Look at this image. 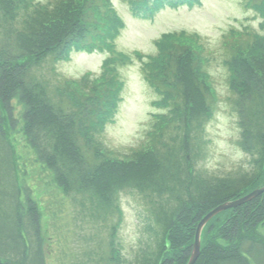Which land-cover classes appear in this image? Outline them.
I'll return each instance as SVG.
<instances>
[{"label": "trees", "instance_id": "trees-1", "mask_svg": "<svg viewBox=\"0 0 264 264\" xmlns=\"http://www.w3.org/2000/svg\"><path fill=\"white\" fill-rule=\"evenodd\" d=\"M127 1L135 13H151L163 3L191 5L197 0ZM261 1L249 3L264 15ZM122 26L109 0H57L48 5L0 0V264H50L39 214L34 207L24 209L19 200L5 137L6 127L13 129L17 120L23 123L35 160L57 186L89 195L97 211L109 212L118 191L125 189L136 190L146 199L160 197L175 203L168 214L154 210L161 233L157 239L158 230L152 231L154 244L134 261L122 257L117 227L112 225L107 256L93 260L95 256L89 255V264H187L199 221L216 206L264 186V38L237 44L227 63L232 72L229 87L235 96L238 145L251 156V170L199 177L192 165L191 138L211 117L215 92L208 84L202 56L195 54L193 43L185 37L165 34L156 42L154 56L144 61L143 55H137L145 80L158 96L155 104L165 110L160 117L167 121L163 129L170 130L168 144L157 127L153 136L158 148L151 144L118 160L102 151L95 139L118 108L124 86L118 69L131 62L126 55L112 53ZM250 48L253 57L245 59ZM95 49L111 56L103 61L100 76L91 81L86 76L67 81L65 91L56 93L33 78L32 71L46 61L56 64L68 60L72 51ZM74 83L94 95L84 99ZM17 105L18 117L13 115ZM179 138V154L160 153ZM222 214L225 217L219 220ZM260 226H264V193L206 224L195 264H264Z\"/></svg>", "mask_w": 264, "mask_h": 264}, {"label": "rangeland", "instance_id": "rangeland-1", "mask_svg": "<svg viewBox=\"0 0 264 264\" xmlns=\"http://www.w3.org/2000/svg\"><path fill=\"white\" fill-rule=\"evenodd\" d=\"M33 1L34 5H46L57 0ZM249 1L251 4L257 2L199 0L192 6L162 7L146 18L141 10L140 13H134L127 0H110L124 22V28L114 41L117 52L132 55L133 51H139L150 56L157 52L154 41L162 34L184 32L197 36L198 43L192 44V49L197 56H202L208 84L215 92L211 117L191 138L192 165L199 177L233 176L251 170V156L245 154L238 145L240 136L237 114L233 108L235 96L229 87L232 72L227 66L237 44L250 42L256 34L264 37V15L257 8L254 9ZM261 2L264 3V0ZM15 25L18 27L17 23ZM250 50L243 56L245 59L253 57ZM110 55L99 49L91 52L72 51L66 61L56 64L46 61L41 64L32 71L33 78L44 81L54 92L61 93L67 87V80L76 82L86 74H89V81L99 77L103 61ZM131 58V64L118 69L124 86L116 113L95 136L102 151L118 160L126 159L124 155H129L131 150L140 152L151 147V144L158 148L157 138L153 136L154 130L159 131L157 127L164 131L163 141L169 142L170 130L163 129L167 121L160 117L166 115L165 110L155 104L158 96L144 78L142 62L133 55ZM73 85L79 86L77 92L83 93L84 99L94 95L78 83ZM67 96L66 92L64 97L68 100ZM20 110L17 105L13 115L18 117ZM157 118L160 120L158 123ZM5 137L10 144L11 161L20 189V203L26 210L34 207L39 214L48 263L89 264V255L95 256L93 260H102L107 256L112 225L117 227L116 240L120 244L122 257L130 262L142 250L154 244V229L158 230V239L161 227L154 221V210L157 209V214L160 210L168 214L174 207L173 200L160 197L146 199L136 190L125 189L118 191L109 212L97 211L91 206L89 195L66 192L57 186L50 172L35 160L34 150L26 142L20 120H17L13 129L6 127ZM180 141L181 138L160 153L179 154ZM180 159L175 158L183 164ZM224 217L225 214H222L218 219ZM258 230L264 235V226Z\"/></svg>", "mask_w": 264, "mask_h": 264}, {"label": "water", "instance_id": "water-1", "mask_svg": "<svg viewBox=\"0 0 264 264\" xmlns=\"http://www.w3.org/2000/svg\"><path fill=\"white\" fill-rule=\"evenodd\" d=\"M264 193V186L259 187L251 191L250 193L239 197L234 200L226 201L218 206H216L214 209H212L210 212H208L198 223L196 230H195V236H194V243H193V249L192 253L189 257V260L187 264H195L196 260L199 257L200 254V245H201V233L206 226V224L214 218L216 215L220 214L221 212L235 208L237 206H240L244 203H247L251 201L252 199L258 197L259 195Z\"/></svg>", "mask_w": 264, "mask_h": 264}]
</instances>
